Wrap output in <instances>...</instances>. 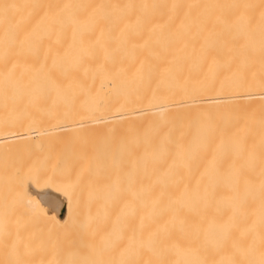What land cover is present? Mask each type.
Masks as SVG:
<instances>
[{
  "label": "bare ground",
  "instance_id": "1",
  "mask_svg": "<svg viewBox=\"0 0 264 264\" xmlns=\"http://www.w3.org/2000/svg\"><path fill=\"white\" fill-rule=\"evenodd\" d=\"M261 109L264 0H0V264H264Z\"/></svg>",
  "mask_w": 264,
  "mask_h": 264
},
{
  "label": "rangeland",
  "instance_id": "2",
  "mask_svg": "<svg viewBox=\"0 0 264 264\" xmlns=\"http://www.w3.org/2000/svg\"><path fill=\"white\" fill-rule=\"evenodd\" d=\"M260 109V108H259ZM258 109V110H259ZM262 110V111H261ZM260 111H258L257 113L259 114V115H261L262 117H263V115L262 114H264V113H261V112H263L264 110L263 109H261ZM255 111H257V110H255ZM254 111V112H255ZM257 113H255V114H257ZM261 113V114H260ZM259 145H256L255 146V149H256V147H258ZM259 150L260 149H257V150H255L256 152L255 153H257V154H253V157L251 156V158L249 157V159L250 160H248V157H244V159H245V162L247 163V161H248V165H250V164H252L253 163V167L255 168V170H256V167L257 168H259L260 166L259 165H261V163H263L264 161L262 160V159H260V158H257L256 157V159H255V155H258V153H261V151L259 152ZM258 151V152H257ZM261 155H264V150L262 151V154H259L258 156H261ZM230 157V156H229ZM229 157H228V159L227 160H229ZM235 156H232V158H230V159H233ZM240 157V158H239ZM238 157V159L240 160L241 158H242V156H239ZM262 157V156H261ZM263 158V157H262ZM235 160L237 159L236 157L234 158ZM233 159V160H234ZM238 159H237V161H238ZM258 159H260V161H261V163L260 164H258V166H257V162H258ZM243 160V159H242ZM241 160V162H244V161H242ZM253 160V161H252ZM256 160V161H255ZM256 163H255V162ZM250 162V163H249ZM252 162V163H251ZM255 163V164H254ZM242 164V163H241ZM262 165H264V163L262 164ZM262 165H261V167H262ZM250 167H251V169L253 168L252 167V165H250ZM264 167V166H263ZM254 168L252 169L253 171H254ZM261 169V168H260ZM259 169V170H260ZM259 170H257L258 171V173L260 174V172L261 171H259ZM262 170H263V168H262ZM264 171V170H263ZM262 171V172H263ZM261 176V175H260ZM259 175H258V177L259 178H261ZM264 176V175H263ZM263 178V177H262ZM264 179V178H263ZM65 204H66V202H65V200H62L61 202H60V205H59V209L61 208V206H64V208H65ZM58 212H59V210H58ZM58 212H57V216L55 215V219H59L60 217H62V215L59 217L58 216ZM63 214V213H62ZM78 237V236H77ZM77 237H75V238H71L69 241H67V249H69V248H73V247H78V246H80L81 244H80V242H79V239H77ZM37 250L38 251H40V252H42L43 253V256L48 260V261H52L53 259H56V258H59L60 259V257H61V253H64L66 250H65V247H64V244H61L60 243V241L59 240H57V239H53V238H50V237H43V236H39V237H37ZM62 246V247H61ZM70 252V251H69ZM71 253H74L73 255H70V256H68L67 258H70V259H75L76 258V253L75 252H71ZM42 256V257H43Z\"/></svg>",
  "mask_w": 264,
  "mask_h": 264
},
{
  "label": "water",
  "instance_id": "3",
  "mask_svg": "<svg viewBox=\"0 0 264 264\" xmlns=\"http://www.w3.org/2000/svg\"><path fill=\"white\" fill-rule=\"evenodd\" d=\"M63 210H64V207H62L61 211H60V214L59 215H62L63 213Z\"/></svg>",
  "mask_w": 264,
  "mask_h": 264
}]
</instances>
